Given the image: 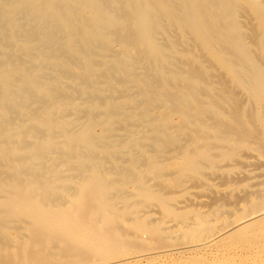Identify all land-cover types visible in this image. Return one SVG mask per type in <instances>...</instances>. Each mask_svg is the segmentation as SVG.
<instances>
[{"label":"rangeland","instance_id":"1","mask_svg":"<svg viewBox=\"0 0 264 264\" xmlns=\"http://www.w3.org/2000/svg\"><path fill=\"white\" fill-rule=\"evenodd\" d=\"M123 1L0 0V22H2L0 23V126H2L0 127V163L3 165L0 166V175L3 174L0 177V210L2 211L0 212V240H2L0 243V263L264 264V217L259 218L262 220L254 221L256 220L254 219L251 220L252 222L249 221L239 225L243 217L252 214L258 208H264V198L261 197L264 196V183L261 184L264 182V176H261L264 175V167L262 166L264 165L262 164L264 163V95L256 91L257 87H264V26H261L264 24V19L261 20V18H264V1ZM121 2L122 4L125 3V6ZM160 6L161 10L158 8ZM101 7L104 10H101ZM98 9L106 15L104 13L100 15ZM124 11L127 12V15L124 14ZM171 14H175V17ZM259 16L260 18H258ZM185 22L190 26L186 25ZM186 26L188 27L186 28ZM6 27L7 29H5ZM193 28L194 30H192ZM188 29L192 30L193 34ZM56 32L61 35L59 36ZM199 33L202 36H198ZM131 35L133 38H131ZM196 35L200 40L199 42ZM70 36L72 37L70 38ZM202 37L205 39L204 41ZM121 38L122 40H120ZM182 40L183 42H181ZM193 41H195V44ZM206 49L210 51L208 52L211 53L210 55ZM211 49L214 53L211 52ZM192 50L194 52H191ZM217 55L221 58L217 59ZM214 57L216 59L213 60ZM64 58L66 59L64 60ZM134 65L145 66L152 72L151 77L153 79L158 78L161 91L156 102L148 103L149 95L145 93L144 96V93L134 87L131 77ZM227 67L230 69H226ZM161 75L162 77H160ZM237 81L240 84H236ZM253 87L255 90L252 89ZM147 91L148 93L149 91L154 93L155 89L148 86ZM164 91L167 93L165 94ZM230 92H232V96L234 95V99H232ZM135 101L138 104L141 103V105H138ZM172 101L188 104L187 111L190 110L192 116H194L193 118H197V121L191 118V122L184 124L182 121L164 119L168 113L173 112L175 109L172 106ZM234 105L235 109L233 108ZM139 108L143 109L140 110ZM14 109L15 111H13ZM257 110L260 111V115ZM157 111H159L158 114ZM199 112L200 115H198ZM80 113H82V116ZM10 115L12 116L10 117ZM163 116L165 117L162 118ZM257 117L260 120H257ZM177 119H181V115H178ZM202 120L205 126L202 125ZM86 121L88 124H85ZM209 122L211 125H208ZM258 122L259 124H257ZM83 124L87 126V129ZM5 129L7 130L5 131ZM78 129L80 130L77 133ZM122 134L125 135L120 136ZM256 136L257 139H254ZM195 138L197 141H195ZM25 140L26 142H24ZM251 142L254 143L251 144ZM20 144L25 145L21 146ZM193 146L194 148H192ZM251 154L254 157L256 156L257 159L250 158ZM192 155L195 156L193 161ZM242 161L252 162L253 167L252 165L249 167L244 166ZM239 162H241V167H239ZM255 163L261 167L258 165V167H255ZM131 166L134 167L132 171ZM225 166L229 167L226 168ZM3 172L9 175H4ZM132 172L138 175L135 173L132 175ZM141 173L144 174L143 177L140 176ZM231 174H234V176ZM254 174H258L261 178L254 176ZM176 175L177 177H175ZM247 176V181L241 179H245ZM232 178H236V180L240 178L244 182H239L240 179L233 182ZM194 184H199L197 185L199 188H196ZM254 184L257 185L252 188ZM259 185L260 187H258ZM121 186H124V189L119 188ZM128 188L129 191L134 190L136 194H133V191L129 192ZM179 188H183L184 191L176 192ZM217 188L219 189L218 195ZM167 190L168 193H165ZM197 191L198 194H196ZM200 191H202L204 197ZM228 194H230V197H228ZM237 194L238 196H236ZM201 196L202 198H200ZM42 198L44 200H41ZM237 198L242 201L237 203ZM243 198L246 199L245 203H243ZM158 205L161 206V209ZM186 205H188V208ZM210 205L212 208L209 207ZM71 219L72 221H69ZM225 232H228V234L226 235ZM216 243L220 244L215 245ZM203 246L207 249H202ZM177 250L185 254H181ZM69 253L70 256L72 255L71 257ZM160 253L166 256L164 257ZM148 257H151V259ZM128 261L132 262L128 263ZM135 261L136 263H133Z\"/></svg>","mask_w":264,"mask_h":264},{"label":"bare ground","instance_id":"2","mask_svg":"<svg viewBox=\"0 0 264 264\" xmlns=\"http://www.w3.org/2000/svg\"><path fill=\"white\" fill-rule=\"evenodd\" d=\"M100 1V0H99ZM102 1V0H101ZM119 1V0H118ZM130 1V0H129ZM133 1V0H132ZM191 1V0H190ZM193 1V0H192ZM216 1V0H215ZM264 1V0H263ZM109 2V1H108ZM111 2V1H110ZM122 2H124L123 0H122ZM122 2H121V4H122ZM138 2V1H137ZM146 2V1H145ZM173 2H175V1H173ZM217 2V1H216ZM245 2V1H244ZM11 3V2H10ZM74 3V2H73ZM107 3V2H106ZM118 3H120V2H118ZM102 4H104V3H102ZM108 4V3H107ZM106 4V5H107ZM125 4V3H124ZM124 4H122V5H124ZM129 4H131V3H129ZM179 4H181V3H179ZM248 4V3H247ZM85 5V4H84ZM132 5V4H131ZM163 5V4H162ZM194 5V4H193ZM240 5V4H239ZM104 6V5H103ZM125 6V5H124ZM153 6H155V5H153ZM200 6V5H199ZM206 6V5H205ZM249 7H250V5H248ZM73 7V6H72ZM109 7H110V4H109ZM112 7V6H111ZM130 7V6H129ZM143 7V6H142ZM174 7V6H173ZM193 7V6H192ZM212 7H213V5H212ZM241 7V6H240ZM102 9L101 10H104L103 9V7H101ZM105 8V7H104ZM121 8V7H120ZM124 8V7H123ZM126 8V7H125ZM146 8V7H145ZM159 9L161 8V6L160 7H158ZM252 10H253V8L252 7H250ZM28 9V8H27ZM63 9V8H62ZM110 9V8H109ZM142 9H144V8H142ZM162 9H163V7H162ZM165 10H166V8H164ZM179 9H180V7H179ZM22 10V9H21ZM65 10V9H64ZM70 10V9H69ZM161 10V9H160ZM194 10V9H193ZM201 10V9H200ZM203 10V9H202ZM62 11V10H61ZM115 11V10H114ZM135 11V10H134ZM195 11V10H194ZM71 12V11H70ZM78 12V11H77ZM98 12L100 13V15L101 14H103L104 12L103 11H99V9H98ZM105 12H106V9H105ZM110 12V11H109ZM118 12V11H117ZM151 12V11H150ZM1 13V12H0ZM123 13V12H122ZM152 13V12H151ZM190 13V12H189ZM195 13V12H194ZM234 13V12H233ZM251 13V12H250ZM29 14V13H28ZM55 14V13H54ZM62 14V13H61ZM72 14V13H71ZM105 14V13H104ZM108 14H110V13H108ZM124 14H126L127 15V12H125L124 11ZM155 14V13H154ZM182 14V13H181ZM206 14V13H205ZM208 14V13H207ZM212 14V13H211ZM256 14H257V12H256ZM19 15V14H18ZM70 15V14H69ZM99 15V16H100ZM106 15V14H105ZM172 15V14H171ZM175 14H173L172 16H174ZM193 15V14H192ZM203 15V14H202ZM75 16V15H74ZM85 16V15H84ZM119 16H121V15H119ZM164 16V15H163ZM217 16V15H216ZM69 17V16H68ZM86 17V16H85ZM155 17V16H154ZM171 17V16H170ZM175 17V16H174ZM194 17H196L195 15H194ZM247 17V16H246ZM23 18H24V16H23ZM22 18V19H23ZM172 18V17H171ZM184 18V17H183ZM188 18V17H187ZM217 18V17H216ZM227 18V17H226ZM230 18V17H229ZM258 18H260V16L258 17ZM2 19V18H1ZM20 19V18H19ZM75 19V18H74ZM80 19V18H79ZM126 19V18H125ZM162 19V18H161ZM192 19V18H191ZM211 19V18H210ZM220 19V18H219ZM264 18H261V20H263ZM81 20H82V18H81ZM87 20V19H86ZM155 20V19H154ZM176 20V19H175ZM196 20V19H195ZM197 20H198V18H197ZM211 20H213V19H211ZM218 20V19H217ZM16 21V20H15ZM20 21V20H19ZM22 21H24V20H22ZM75 21V20H74ZM84 21H85V19H84ZM88 21V20H87ZM124 21V20H123ZM129 21V20H128ZM177 21V20H176ZM180 21V20H179ZM257 21H259V20H257ZM62 22V21H61ZM163 22V21H162ZM167 22V21H166ZM198 22V21H197ZM261 22V21H260ZM259 22V23H260ZM0 23H2V22H0ZM33 23V22H32ZM164 23V22H163ZM183 23V22H182ZM181 23V24H182ZM191 23V22H190ZM256 23V22H255ZM55 24V23H54ZM58 24V23H57ZM81 24V23H80ZM131 24V23H130ZM157 24V23H156ZM185 24H186V22H185ZM188 24V23H187ZM186 24V25H187ZM26 25V24H25ZM63 25V24H62ZM65 25V24H64ZM133 25V24H132ZM164 25V24H163ZM189 25V24H188ZM197 25H198V23H197ZM235 25V24H234ZM241 25V24H240ZM6 26V25H5ZM20 26V25H19ZM38 26V25H37ZM58 26V25H57ZM190 26V25H189ZM261 26H264V24L263 25H261ZM49 27V26H48ZM54 27V26H53ZM73 27V26H72ZM99 27V26H98ZM154 27V26H153ZM163 27V26H162ZM168 27V26H167ZM188 26H186V28H187ZM192 27V26H191ZM190 27V28H191ZM203 27V26H202ZM23 28H24V24H23ZM33 28V27H32ZM88 28V27H87ZM95 28V27H94ZM135 28V27H134ZM151 28V27H150ZM155 28V27H154ZM177 28V27H176ZM5 29H7V27L5 28ZM14 29V28H13ZM26 29V28H25ZM24 29V30H25ZM73 29H75V28H73ZM106 29V28H105ZM108 29V28H107ZM15 30V29H14ZM50 30V29H49ZM48 30V31H49ZM78 30V29H77ZM110 30V29H109ZM132 30V29H131ZM130 30V33L132 32ZM165 30V29H164ZM188 30H190V29H188ZM192 30H194V28L192 29ZM192 30H190L191 32H192ZM6 31V30H5ZM11 31V30H10ZM76 31V30H75ZM104 31V30H103ZM117 31V30H116ZM170 31V30H169ZM179 31V30H178ZM202 31V30H201ZM214 31V30H213ZM247 31V30H246ZM9 32V31H8ZM28 32V31H27ZM64 32V31H63ZM114 32V31H113ZM153 32V31H152ZM171 32V31H170ZM190 32V33H191ZM222 32V31H221ZM248 32H249V30H248ZM259 32H261V31H259ZM43 33V32H42ZM50 33V32H49ZM75 33V32H74ZM93 33V32H92ZM91 33V34H92ZM117 33V32H116ZM128 33V32H127ZM126 33V34H127ZM180 33V32H179ZM203 34H204V31L202 32ZM257 33V32H256ZM37 34V33H36ZM56 34H58L57 32H56ZM63 34V33H62ZM109 34V33H108ZM113 34V33H112ZM118 34H119V30H118ZM121 34V33H120ZM129 34V33H128ZM136 34H138V33H136ZM174 34V33H173ZM181 34V33H180ZM191 34H193V32L191 33ZM196 34V33H195ZM223 34H225V33H223ZM263 34V33H262ZM7 35V34H6ZM27 35V34H26ZM32 35V34H31ZM45 35V34H44ZM59 35V34H58ZM61 35V34H60ZM59 35V36H60ZM70 35V34H69ZM95 35V34H94ZM135 35V34H134ZM169 35V34H168ZM200 35V33L198 34V36ZM211 35H212V33H211ZM247 35V34H246ZM16 36V35H15ZM29 36H30V34H29ZM33 36V35H32ZM48 36V35H47ZM53 36H55V35H53ZM65 36V35H64ZM78 36V35H77ZM85 36V35H84ZM95 36H97V35H95ZM117 36V35H116ZM119 36H121V35H119ZM132 36V35H131ZM152 36H154V35H152ZM161 36V35H160ZM165 36V35H164ZM186 36H188L187 34H186ZM185 36V37H186ZM198 36L196 35V37L198 38ZM200 36H202V35H200ZM227 36V35H226ZM10 37V36H9ZM17 37V36H16ZM35 37V36H34ZM43 37V36H42ZM72 36H70V38H71ZM91 37V36H90ZM98 37V36H97ZM118 37V36H117ZM117 37H116V39H117ZM175 37H176V35H175ZM203 37H204V35H203ZM203 37H202V39H203ZM235 37V36H234ZM26 38V37H25ZM31 38V37H30ZM52 38V37H51ZM120 38V37H119ZM123 38V37H122ZM122 38L120 39V40H122ZM131 38H133V36L131 37ZM206 38V37H205ZM240 38V37H239ZM0 39H1V37H0ZM69 39V38H68ZM68 39H67V41H68ZM173 39V38H172ZM191 39V38H190ZM201 39V38H200ZM202 39H201V41H202ZM250 39H252L251 37H250ZM29 40V39H28ZM33 40H34V38H33ZM37 40V39H36ZM57 40V39H56ZM59 40V39H58ZM57 40V41H58ZM81 40V39H80ZM89 40H91V39H89ZM119 40V39H118ZM128 40H130V38H128ZM171 40V39H170ZM174 40V39H173ZM176 40V39H175ZM191 40H193V39H191ZM205 39H203V41H204ZM54 41V40H53ZM117 41V40H116ZM200 40H199V38H198V42H199ZM224 41V40H223ZM60 42V41H59ZM100 42V41H99ZM106 42V41H105ZM138 42V41H137ZM173 42H175V41H173ZM181 42H183V40L181 41ZM194 42V44H195V41H193ZM192 42V43H193ZM226 42V41H225ZM4 43V42H3ZM31 43V42H30ZM33 43V42H32ZM35 43V42H34ZM70 43V42H69ZM75 43V42H74ZM81 43V42H80ZM97 43V42H96ZM115 43V42H114ZM155 43V42H154ZM176 43V42H175ZM186 43V42H185ZM200 43H202V42H200ZM207 43H208V40H207ZM248 43V42H247ZM76 44V43H75ZM74 44V45H75ZM90 44V43H89ZM98 44V43H97ZM124 44H125V42H124ZM173 44V43H172ZM181 45H182V43H180ZM204 44H206L205 42H204ZM222 44H224V43H222ZM229 44V43H228ZM1 45V44H0ZM47 45V44H46ZM62 45V44H61ZM78 45V44H77ZM82 45V44H81ZM95 45V44H94ZM127 45V44H126ZM185 45V44H184ZM203 45V44H202ZM209 45V44H208ZM239 45V44H238ZM243 45V44H242ZM251 45V44H250ZM13 46V45H12ZM54 46V45H53ZM73 46V45H72ZM84 46H85V44H84ZM96 46V45H95ZM123 46V45H122ZM189 46V45H188ZM198 46V45H197ZM210 46V45H209ZM254 46V45H253ZM252 46V47H253ZM14 47V46H13ZM78 47V46H77ZM107 47V46H106ZM121 47V46H120ZM174 47V46H173ZM177 47V46H176ZM179 47H181V46H179ZM193 47V46H192ZM201 47H203V46H201ZM230 47V46H229ZM256 47V46H255ZM7 48V47H6ZM15 48V47H14ZM45 48V47H44ZM59 48V47H58ZM73 48V47H72ZM92 48V47H91ZM94 48V47H93ZM104 48V47H103ZM139 48V47H138ZM199 48V47H198ZM207 48H209V47H207ZM218 48V47H217ZM226 48V47H225ZM243 48H245L244 46H243ZM76 49V48H75ZM86 49V48H85ZM123 49H124V47H123ZM133 49V48H132ZM142 49V48H141ZM182 49V48H181ZM192 49V48H191ZM219 49V48H218ZM250 49V48H249ZM23 50V49H22ZM65 50V49H64ZM80 50V49H79ZM99 50V49H98ZM102 50V49H101ZM147 50V49H146ZM161 50V49H160ZM201 50H203V49H201ZM212 50V49H211ZM243 50V49H242ZM43 51V50H42ZM52 51V50H51ZM54 51V50H53ZM94 51V50H93ZM144 51V50H143ZM154 51V50H153ZM198 51V50H197ZM199 51H200V48H199ZM206 51H207V49H206ZM251 51H253V50H251ZM251 51H250V53H251ZM256 51V50H255ZM70 52H71V50H70ZM121 52V51H120ZM148 52V51H147ZM155 52V51H154ZM189 52V51H188ZM191 52H194L193 50L191 51ZM208 52H210L209 50L207 51V53ZM212 53H214V51L212 50L211 51ZM218 52V51H217ZM259 52V51H258ZM4 53V52H3ZM55 53V52H54ZM97 53V52H96ZM143 53V52H142ZM200 53H202V52H200ZM199 53V54H200ZM205 53V52H204ZM246 54H247V52H245ZM254 53V52H253ZM260 53V52H259ZM34 54H36V53H34ZM67 54V53H66ZM141 54V53H140ZM176 54V53H175ZM174 54V55H175ZM209 55L211 54V53H208ZM236 54H237V52H236ZM239 54V53H238ZM8 55V54H7ZM30 55V54H29ZM109 55V54H108ZM116 55H118L117 53H116ZM115 55V56H116ZM137 55V54H136ZM192 55V54H191ZM216 55V54H215ZM243 55V54H242ZM250 55V54H249ZM248 55V56H249ZM47 56V55H46ZM54 56V55H53ZM59 56V55H58ZM105 56V55H104ZM167 56V55H166ZM205 56V55H204ZM219 55H217L216 57H217V59L219 58H221L220 56L218 57ZM238 56V55H237ZM254 56V55H253ZM49 57V56H48ZM72 57V56H71ZM86 57V56H85ZM99 57V56H98ZM117 57V56H116ZM174 57V56H173ZM187 57V56H186ZM209 57V56H208ZM211 57H212V55H211ZM230 57V56H229ZM233 57V56H232ZM259 57V56H258ZM17 58V57H16ZM30 58V57H29ZM56 58H57V56H56ZM178 58V57H177ZM207 58V57H206ZM7 59V58H6ZM14 59V58H13ZM59 59V58H58ZM57 59V60H58ZM66 58H64V60H65ZM112 59V58H111ZM116 59V58H115ZM123 59V58H122ZM122 59H120L121 61H122ZM150 59V58H149ZM203 59V58H202ZM210 59V58H209ZM214 59H216L215 57L213 58V60ZM264 59V58H263ZM50 60V59H49ZM117 60V59H116ZM119 60V61H120ZM162 60V59H161ZM206 60V59H205ZM222 60V59H221ZM259 60V59H258ZM260 60H261V58H260ZM259 60V61H260ZM8 61V60H7ZM12 61H14V60H12ZM11 61V62H12ZM75 61V60H74ZM113 61V60H112ZM187 61V60H186ZM202 61V60H201ZM236 61V60H235ZM249 61V60H248ZM257 61V60H256ZM255 61V62H256ZM262 61V60H261ZM39 62V61H38ZM81 62V61H80ZM98 62V61H97ZM127 62V61H126ZM130 62V61H129ZM184 62V61H183ZM221 62V61H220ZM238 62H239V60H238ZM103 63V62H102ZM111 63V62H110ZM109 63V64H110ZM149 63V62H148ZM159 63V62H158ZM187 63H188V61H187ZM186 63V64H187ZM190 63V62H189ZM223 63H225V62H223ZM237 63V62H236ZM26 64V63H25ZM66 64V63H65ZM82 64V63H81ZM139 64V63H138ZM179 64V63H178ZM215 64V63H214ZM222 64V63H221ZM232 64V63H231ZM248 64V63H247ZM16 65V64H15ZM41 65V64H40ZM67 65V64H66ZM161 65V64H160ZM159 65V66H160ZM169 65V64H168ZM242 65V64H241ZM17 66V65H16ZM16 66H15V68H16ZM100 66V65H99ZM178 66V65H177ZM198 66V65H197ZM223 66L224 67H226V65H224L223 64ZM227 66H229L228 64H227ZM255 66V65H254ZM261 66V65H260ZM9 67V66H8ZM37 67V66H36ZM50 67V66H49ZM57 67V66H56ZM63 67V66H62ZM67 67V66H66ZM96 67V66H95ZM161 67V66H160ZM210 67V66H209ZM211 67H212V64H211ZM214 67V66H213ZM229 67H231V66H229ZM229 67H227L226 69H228ZM58 68V67H57ZM61 68V67H60ZM99 68V67H98ZM152 68V67H151ZM188 68V67H187ZM193 68H195L194 66H193ZM206 68V67H205ZM248 68V67H247ZM3 69V68H2ZM20 69V68H19ZM28 69V68H27ZM75 69V68H74ZM130 69V68H129ZM184 69V68H183ZM225 69V70H226ZM230 69V68H229ZM232 69V71H233V67L231 68ZM245 69V68H244ZM48 70V69H47ZM104 70V69H103ZM152 70V69H151ZM180 70V69H179ZM201 70V69H200ZM216 70V69H215ZM263 70V69H262ZM12 71H14V70H12ZM31 71V70H30ZM34 71V70H33ZM257 71H258V69H257ZM260 71V70H259ZM264 71V70H263ZM32 72V71H31ZM36 72V71H35ZM58 72V71H57ZM122 72V71H121ZM195 72H197V71H195ZM204 72V71H203ZM230 72V71H229ZM34 73V72H33ZM44 73V72H43ZM46 73V72H45ZM54 73V72H53ZM110 73H111V71H110ZM110 73H109V75H110ZM219 73V72H218ZM2 74V73H1ZM37 74V73H36ZM36 74H34V75H36ZM106 74V73H105ZM151 74H152V72H150L149 71V69L148 68H145V66H142V65H134L133 66V69H132V72H131V77H132V82H133V84L135 85L134 87L135 88H138V90H140V92H142V93H144V96H145V93L146 94H148L149 95V99H148V103H154V102H156V100H157V98H159V96H160V91H161V86L159 85V82H158V78L155 80V79H153L152 77H151ZM211 74V73H210ZM239 74V73H238ZM257 74V73H256ZM260 74H262V73H260ZM31 75H33V74H31ZM85 75V74H84ZM98 75V74H97ZM129 75V74H128ZM244 75V74H243ZM249 75V74H248ZM251 75V74H250ZM14 76V75H13ZM60 76V75H59ZM87 76V75H86ZM111 76V75H110ZM182 76V75H181ZM186 76V75H185ZM204 76V75H203ZM212 76V75H211ZM228 76V75H227ZM234 76H235V74H234ZM233 76V77H234ZM23 77V76H22ZM36 77V76H35ZM40 77V76H39ZM94 77V76H93ZM107 77H109V76H107ZM160 77H162V75L160 76ZM188 77V76H187ZM220 77V76H219ZM230 77V76H229ZM13 78V77H12ZM32 78V77H31ZM44 78V77H43ZM62 78V77H61ZM84 78V77H83ZM96 78V77H95ZM189 78H191V77H189ZM235 78V77H234ZM242 78V77H241ZM263 78H264V76H263ZM41 79V78H40ZM47 79H49V78H47ZM103 79V78H102ZM111 79V78H110ZM125 79V78H124ZM129 79V78H128ZM225 79V78H224ZM230 79V78H229ZM58 80V79H57ZM77 80V79H76ZM105 80H107V79H105ZM161 80H163V78H161ZM168 80V79H167ZM179 80V79H178ZM177 80V81H178ZM208 80V79H207ZM211 80V79H210ZM227 80V79H226ZM231 80V79H230ZM246 80V79H245ZM255 80V79H254ZM22 81V80H21ZM37 81V80H36ZM74 81V80H73ZM96 81V80H95ZM98 81V80H97ZM114 81V80H113ZM235 81H236V79H235ZM8 82V81H7ZM16 82V81H15ZM40 82V81H39ZM64 82V81H63ZM81 82V81H80ZM184 82V81H183ZM182 82V83H183ZM215 82V81H214ZM224 82H226V81H224ZM223 82V83H224ZM71 83H74V82H71ZM79 83V82H78ZM97 83V82H96ZM112 83V82H111ZM117 83V82H116ZM162 83V82H161ZM192 83V82H191ZM232 83V82H231ZM236 83V82H235ZM256 83V82H255ZM58 84V83H57ZM100 84V83H99ZM98 84V86H100ZM132 84V85H133ZM174 84V83H173ZM187 84V83H186ZM236 84H240V83H238V81H237V83ZM249 84V83H248ZM83 85V84H82ZM199 85V84H198ZM253 85V84H252ZM256 85H258V84H256ZM13 86V85H12ZM53 86V85H52ZM58 86V85H57ZM56 86V87H57ZM97 86V85H96ZM148 86H152L153 87V89H155V92L153 93H151L150 91H149V93H148V91H147V89H148ZM194 86V85H193ZM208 86V85H207ZM211 86V85H210ZM220 86H221V84H220ZM237 86V85H236ZM249 86V85H248ZM259 86V85H258ZM18 87V86H17ZM20 87V86H19ZM65 87V86H64ZM79 87V86H78ZM82 87H84V86H82ZM111 87V86H110ZM177 87H178V85H177ZM176 87V88H177ZM185 87V86H184ZM230 87V86H229ZM255 87V86H254ZM254 87L252 88V89H254ZM7 88V87H6ZM61 88V87H60ZM86 88V87H85ZM95 88V87H94ZM118 88V87H117ZM125 88V87H124ZM228 88V87H227ZM258 89L256 90V91H258L261 95H264V87L262 86V87H257ZM8 89V88H7ZM26 89V88H25ZM63 89H65V88H63ZM76 89H77V87H76ZM172 89V88H171ZM198 89H200V88H198ZM224 89V88H223ZM225 89H226V87H225ZM242 89V88H241ZM240 89V90H241ZM251 89V90H252ZM13 90V89H12ZM108 90V89H107ZM151 90V89H150ZM163 90V89H162ZM166 90V89H165ZM168 90H169V88H168ZM201 90V89H200ZM228 90H229V88H228ZM233 90V89H232ZM255 90V89H254ZM51 91V90H50ZM104 91V90H103ZM114 91V90H113ZM120 91V90H119ZM127 91V90H126ZM194 91V90H193ZM196 91H197V89H196ZM208 91V90H207ZM214 91V90H213ZM53 92V91H52ZM59 92V91H58ZM81 92V91H80ZM132 92H133V90H132ZM181 92H182V90H181ZM215 92V91H214ZM219 92V91H218ZM240 92V91H239ZM12 93V92H11ZM32 93V92H31ZM35 93V92H34ZM55 93V92H54ZM90 93V92H89ZM164 93H165V91H164ZM167 93V92H166ZM165 93V94H166ZM209 93V92H208ZM229 93V92H228ZM231 93L232 92H230V95H231ZM253 93H255L254 91H253ZM12 94H14V93H12ZM11 94V95H12ZM71 94V93H70ZM88 94V93H87ZM131 94V93H130ZM140 94V93H139ZM218 94V93H217ZM255 94H257V93H255ZM259 94V95H260ZM91 95V94H90ZM99 95V94H98ZM97 95V96H98ZM190 95H191V93H190ZM198 95V94H197ZM212 95V94H211ZM226 95V94H225ZM13 96V95H12ZM64 96V95H63ZM82 96V95H81ZM94 96V95H93ZM164 96V95H163ZM189 96V95H188ZM194 96V95H193ZM222 96V95H221ZM229 96V95H228ZM232 96V95H231ZM234 96V95H233ZM232 96V97H233ZM251 96V95H250ZM256 96V95H255ZM23 97V96H22ZM95 97V96H94ZM102 97V96H101ZM100 97V98H101ZM105 97V96H104ZM114 97H116V96H114ZM120 97V96H119ZM186 97V96H185ZM198 97V96H197ZM196 97V98H197ZM237 97V96H236ZM246 97V96H245ZM14 98H15V96H14ZM14 98H13V100H14ZM31 98H33V97H31ZM54 98V97H53ZM190 98V97H189ZM203 98V97H202ZM201 98V99H202ZM206 98V97H205ZM229 98H231V97H229ZM83 99V98H82ZM133 99V98H132ZM194 99V98H193ZM232 99H234V97L232 98ZM240 99V98H239ZM246 99V98H245ZM256 99H258V98H256ZM255 99V101H257ZM264 99V98H263ZM46 100V99H45ZM75 100H76V98H75ZM138 100V99H137ZM252 100V99H251ZM20 101V100H19ZM27 101V100H26ZM66 101V100H65ZM114 101V100H113ZM165 101V100H164ZM168 101V100H167ZM207 101V100H206ZM232 101V100H231ZM136 102V101H135ZM198 102V101H197ZM196 102V103H197ZM19 103V102H18ZM24 103V102H23ZM22 103V104H23ZM30 103H32V102H30ZM74 103V102H73ZM79 103V102H78ZM84 103V102H83ZM137 103V102H136ZM206 103V102H205ZM215 103V102H214ZM257 103H259L258 101H257ZM26 104V103H25ZM80 104V103H79ZM106 104V103H105ZM138 104V103H137ZM161 104V103H160ZM163 104V103H162ZM166 104V103H165ZM172 106H174V111L173 112H171V113H168L167 114V116L165 117V116H163L162 118H164V119H168V120H170V121H179V122H181L182 121V123H184V124H186V123H188V122H191V118H193L194 116H192V114H191V111L189 112V111H187V108L189 107V105L188 104H185V103H182V102H174V101H172ZM193 104V103H192ZM24 105V104H23ZM67 105H69V104H67ZM73 105V104H72ZM71 105V106H72ZM76 105V104H75ZM129 105V104H128ZM138 105H141V103L140 104H138ZM171 105V104H170ZM169 105V106H170ZM188 105V106H187ZM194 105V104H193ZM231 105V104H230ZM243 105H245V104H243ZM254 105H257V104H254ZM46 106V105H45ZM64 106V105H63ZM77 106V105H76ZM130 106V105H129ZM146 106H148V105H146ZM145 106V107H146ZM151 106V105H150ZM149 106V107H150ZM155 106H157V105H155ZM206 106V105H205ZM113 107V106H112ZM119 107V106H118ZM149 107H147V108H149ZM197 107V106H196ZM211 107V106H210ZM235 107V105L233 106V108ZM37 108H39V107H37ZM76 108V107H75ZM110 108V107H109ZM120 108V107H119ZM136 108V107H135ZM144 108V107H143ZM142 108V109H143ZM152 108V107H151ZM202 108V107H201ZM237 108V107H236ZM258 108V107H257ZM263 108V107H262ZM49 109V108H48ZM56 109H58V108H56ZM112 109V108H111ZM140 109V108H139ZM142 109H140V110H142ZM154 109V108H153ZM215 109V108H214ZM235 109V108H234ZM238 109V108H237ZM245 109V108H244ZM243 109V110H244ZM69 110H70V108H69ZM78 110V109H77ZM164 110V109H163ZM199 110V109H198ZM263 110V109H262ZM13 111H15V109L13 110ZM29 111V110H28ZM41 111V110H40ZM39 111V112H40ZM71 111V110H70ZM121 111V110H120ZM160 111V110H159ZM159 111H157V114H158V112ZM201 111V110H200ZM216 111V110H215ZM248 111V110H247ZM253 111V110H252ZM258 111V110H257ZM7 112V111H6ZM61 112V111H60ZM82 112V111H81ZM89 112V111H88ZM162 113H164L163 111H161ZM160 112V113H161ZM260 111H258V114L260 115V113H259ZM101 113V112H100ZM99 113V114H100ZM130 113V112H129ZM137 113V112H136ZM135 113V114H136ZM162 113H161V116H162ZM166 113V112H165ZM196 113V112H195ZM252 113V112H251ZM5 114V113H4ZM9 114V113H8ZM45 114V113H44ZM67 114H70V113H67ZM82 113H80V115H81ZM201 113L199 112L198 113V115H200ZM221 114V113H220ZM219 114V115H220ZM247 114V113H246ZM12 115H14V114H12ZM12 115H10V117L12 116ZM31 115V114H30ZM84 115V114H83ZM108 115V114H107ZM110 115V114H109ZM152 115V114H151ZM154 115H155V113H154ZM178 115H181V119H177V116ZM218 115V116H219ZM259 115H257V116H259ZM24 116V115H23ZM32 116V115H31ZM75 116H77V115H75ZM82 116V115H81ZM112 116V115H111ZM129 116V115H128ZM132 116V115H131ZM147 116H149V115H147ZM209 116V115H208ZM214 116V115H213ZM239 116V115H238ZM241 116V115H240ZM64 117H66V116H64ZM63 117V118H64ZM80 117V116H79ZM88 117V116H87ZM104 117V116H103ZM114 117V116H113ZM242 117H243V115H242ZM260 117V116H259ZM259 117H257L258 119L257 120H260L259 119ZM30 118V117H29ZM40 118V117H39ZM47 118V117H46ZM54 118V117H53ZM61 118H62V116H61ZM69 118V117H68ZM122 118V117H121ZM201 118H202V116H201ZM233 118V117H232ZM247 118V117H246ZM55 119V118H54ZM73 119H74V117H73ZM88 119V118H87ZM99 119V118H98ZM144 119H146V118H144ZM160 119V118H159ZM183 119V120H182ZM194 119V118H193ZM196 119V121H197V118H195ZM194 119V120H195ZM207 119V118H206ZM231 119V118H230ZM22 120V119H21ZM76 120H78V119H76ZM137 120V119H136ZM148 120V119H147ZM200 120V119H199ZM243 120V119H242ZM41 121V120H40ZM61 121V120H60ZM65 121V120H64ZM79 121V120H78ZM81 121H82V119H81ZM104 121V120H103ZM163 121V120H162ZM209 121V120H208ZM4 122V121H3ZM7 122V121H6ZM48 122V121H47ZM91 122H92V120H91ZM102 122V121H101ZM105 122V121H104ZM114 122V121H113ZM112 122V123H113ZM116 122V121H115ZM129 122H130V120H129ZM166 122V121H165ZM168 122V121H167ZM200 122V121H199ZM203 122V120L201 121V123ZM207 122V121H206ZM219 122H220V120H219ZM12 123V122H11ZM161 123V122H160ZM210 123V122H209ZM5 124V123H4ZM7 124H8V122H7ZM65 124V123H64ZM67 124V123H66ZM72 124V123H71ZM85 124H88L87 123V121H86V123ZM85 124H83V125H85ZM96 124V123H95ZM102 124V123H101ZM131 124V123H130ZM143 124V123H142ZM153 124V123H152ZM166 124V123H165ZM193 124H194V122H193ZM207 124V123H206ZM214 124H216V123H214ZM225 124V123H224ZM257 124H259V122L257 123ZM261 124V123H260ZM263 124V123H262ZM2 125H3V123H2ZM8 125H10V124H8ZM18 125V124H17ZM23 125V124H22ZM90 125V124H89ZM105 125V124H104ZM116 125V124H115ZM150 125V124H149ZM195 125V124H194ZM202 125H203V123H202ZM202 125H201V127H202ZM208 125H211V123L210 124H208ZM231 125V124H230ZM86 126V125H85ZM99 126V125H98ZM144 126H146L145 124H144ZM203 126H205V125H203ZM233 126V125H232ZM252 126V125H251ZM263 126H264V124H263ZM0 127H2V126H0ZM5 127V126H4ZM11 127V126H10ZM26 127V126H25ZM33 127V126H32ZM46 127V126H45ZM74 127V126H73ZM79 127V126H78ZM101 127V126H100ZM115 127H117V126H115ZM120 127V126H119ZM150 127V126H149ZM155 127V126H154ZM187 127V126H186ZM219 127V126H218ZM238 127V126H237ZM243 127V126H242ZM262 127V126H261ZM75 128V127H74ZM73 128V129H74ZM83 128V127H82ZM85 128V127H84ZM83 128V129H84ZM132 128V127H131ZM207 128V127H206ZM239 128V127H238ZM241 128V127H240ZM4 129V128H3ZM28 129V128H27ZM46 129V128H45ZM82 129V130H83ZM86 129H87V126H86ZM116 129V128H115ZM142 129V128H141ZM155 129V128H154ZM198 129V128H197ZM211 129H212V127H211ZM221 129V128H220ZM261 129V128H260ZM7 129H5V131H6ZM31 130V129H30ZM32 130H33V128H32ZM38 131H39V129H37ZM47 130V129H46ZM54 130V129H53ZM80 129H78L77 130V133H78V131H79ZM92 130V129H91ZM105 130V129H104ZM204 130V129H203ZM213 130V129H212ZM246 130V129H245ZM255 130V129H254ZM2 131V130H1ZM37 131V132H38ZM55 131V130H54ZM66 131V130H65ZM68 132H71V131H69V130H67ZM74 131V130H73ZM85 131V130H84ZM93 131V130H92ZM95 131V130H94ZM129 131V130H128ZM140 131V130H139ZM146 131V130H145ZM177 131V130H176ZM195 131H196V129H195ZM197 131H202V130H197ZM206 131V130H205ZM239 131V130H238ZM241 131V130H240ZM239 131V132H240ZM35 132V131H34ZM42 132V131H41ZM80 132H82V131H80ZM79 132V133H80ZM117 132V131H116ZM121 132V131H120ZM189 132V131H188ZM218 132V131H217ZM43 133V132H42ZM45 133V132H44ZM50 133V132H49ZM54 133V132H53ZM72 133V132H71ZM99 133V132H98ZM100 133H101V131H100ZM132 133V132H131ZM182 133V132H181ZM2 134H3V131H2ZM7 134V133H6ZM10 134H12V133H10ZM17 134H20V133H17ZM30 134V133H29ZM41 134V133H40ZM60 134H62V133H60ZM68 134V133H67ZM70 134V133H69ZM68 134V135H69ZM106 134V133H105ZM109 134H110V132H109ZM126 134V133H125ZM125 134H122V135H120V136H123V135H125ZM149 134V133H148ZM180 134V133H179ZM178 134V135H179ZM190 134V133H189ZM212 134H213V132H212ZM211 134V135H212ZM222 134V133H221ZM239 134V133H238ZM256 134V133H255ZM22 135V134H21ZM115 135V134H114ZM118 135V134H117ZM128 135V134H127ZM152 135V134H151ZM156 135V134H155ZM185 135V134H184ZM191 135H192V132H191ZM62 136V135H61ZM60 136V137H61ZM64 136V135H63ZM77 136H78V134H77ZM110 136V135H109ZM132 136V135H131ZM153 136V135H152ZM161 136V135H160ZM173 136V135H172ZM198 136H199V133H198ZM202 136V135H201ZM213 136V135H212ZM227 136V135H226ZM235 136V135H234ZM237 136V135H236ZM259 136V135H258ZM11 137V136H10ZM25 137V136H24ZM41 137V136H40ZM50 137H51V135H50ZM53 137V136H52ZM56 137V136H55ZM66 137V136H65ZM106 137H107V135H106ZM141 137V136H140ZM143 137V136H142ZM156 137V136H155ZM18 138V137H17ZM26 138V137H25ZM24 138V139H25ZM35 138H37L36 136H35ZM92 138H93V136H92ZM131 138V137H130ZM239 138V137H238ZM241 138V137H240ZM243 138V137H242ZM257 139V136L256 137H254V139ZM53 139V138H52ZM56 139V138H55ZM61 139V138H60ZM114 139V138H113ZM127 139V138H126ZM173 139V138H172ZM196 139V138H195ZM219 139V138H218ZM235 139V138H234ZM249 139V138H248ZM247 139V140H248ZM19 140V139H18ZM54 140V139H53ZM120 140V139H119ZM124 140V139H123ZM138 140V139H137ZM162 140H164V139H162ZM174 140V139H173ZM200 140V139H199ZM214 140H216V139H214ZM219 140H221V139H219ZM244 140V139H243ZM263 140V139H262ZM52 141V140H51ZM69 141V140H68ZM128 141V140H127ZM136 141V140H135ZM142 141V140H141ZM146 141V140H145ZM166 141H168V140H166ZM172 141V140H171ZM195 141H197V139L195 140ZM24 142H26V140L24 141ZM28 142V141H27ZM94 142V141H93ZM113 142V141H112ZM144 142V141H143ZM177 142H178V140H177ZM199 142V141H198ZM5 143V142H4ZM13 143V142H12ZM23 143V142H22ZM39 143V142H38ZM64 143V142H63ZM105 143V142H104ZM114 143V142H113ZM138 143V142H137ZM150 143V142H149ZM174 143V142H173ZM193 143V142H192ZM252 143H254V142H251V144ZM2 144V143H1ZM7 144V143H6ZM120 144V143H119ZM172 144V143H171ZM175 144V143H174ZM199 144V143H198ZM202 144V143H201ZM205 144V143H204ZM212 144H214V143H212ZM13 145V144H12ZM15 145H17V144H15ZM21 145V144H20ZM25 145V144H24ZM24 145H21V146H24ZM43 145V144H42ZM109 145V144H108ZM154 145V144H153ZM168 145V144H167ZM191 145V144H190ZM216 145V144H215ZM14 146V145H13ZM18 146V145H17ZM32 146V145H31ZM98 146V145H97ZM96 146V147H97ZM119 146V145H118ZM120 146H122V145H120ZM132 146V145H131ZM180 146V145H179ZM195 146V145H194ZM194 146L192 147V148H194ZM263 146V145H262ZM26 147V146H25ZM36 147V146H35ZM40 147V146H39ZM73 147V146H72ZM80 147V146H79ZM104 147V146H103ZM113 147V146H112ZM163 147H165V146H163ZM171 147V146H170ZM196 147V146H195ZM206 147V146H205ZM209 147V146H208ZM224 147V146H223ZM23 149H24V147H22ZM22 148H21V150H22ZM37 148V147H36ZM107 148H108V146H107ZM110 148V147H109ZM155 148V147H154ZM162 148V147H161ZM9 149V148H8ZM74 149V148H73ZM80 149V148H79ZM124 149V148H123ZM134 149V148H133ZM160 149V148H159ZM158 149V150H159ZM197 149V148H196ZM206 149V148H205ZM230 149V148H229ZM40 150H42V149H40ZM45 150V149H44ZM59 150V149H58ZM131 150V149H130ZM147 150V149H146ZM149 150V149H148ZM214 150V149H213ZM224 150H226V149H224ZM249 150V149H248ZM253 150V149H252ZM184 151H186V150H184ZM204 151V150H203ZM207 151V150H206ZM239 151V150H238ZM254 151V150H253ZM259 151V150H258ZM69 152V151H68ZM125 152H127V151H125ZM129 152V151H128ZM131 152V151H130ZM141 152V151H140ZM139 152V153H140ZM245 152H249V151H245ZM63 153V152H62ZM84 153V152H83ZM89 153V152H88ZM93 153V152H92ZM141 153H143V152H141ZM161 153V152H160ZM184 153V152H183ZM182 153V154H183ZM188 153V152H187ZM186 153V154H187ZM37 154V153H36ZM47 154V153H46ZM72 154V153H71ZM94 154V153H93ZM150 154V153H149ZM197 154H199V153H197ZM39 155V154H38ZM97 155V154H96ZM130 155V154H129ZM145 155V154H144ZM163 155V154H162ZM161 155V156H162ZM164 155H166L165 153H164ZM201 155V154H200ZM206 155V154H205ZM215 155V154H214ZM216 155H218V154H216ZM229 155V154H228ZM252 155V154H251ZM249 156L250 158H252V157H254V155H252V156ZM46 156V155H45ZM44 156V157H45ZM48 156H51V155H48ZM83 156H84V154H83ZM82 156V157H83ZM92 156V155H91ZM132 156V155H131ZM151 156V155H150ZM242 156V155H241ZM246 156H247V154H246ZM105 157V156H104ZM116 157V156H115ZM118 157V156H117ZM171 157V156H170ZM193 157H195V156H193L192 155V161H193ZM223 157V156H222ZM23 158V157H22ZM26 158V157H25ZM51 158V157H50ZM136 158V157H135ZM139 158V157H138ZM154 158V157H153ZM167 158V157H166ZM254 158H256L257 159V157L255 156ZM31 159V158H30ZM40 159V158H39ZM44 159V158H43ZM53 159V158H52ZM79 159V158H78ZM102 159V158H101ZM114 159V158H113ZM119 159V158H118ZM122 159V158H121ZM127 159V158H126ZM128 159H129V156H128ZM189 159V158H188ZM191 159V158H190ZM217 159V158H216ZM220 159V158H219ZM239 159V158H238ZM241 159V158H240ZM243 159V158H242ZM18 160H20V159H18ZM25 160V159H24ZM27 160V159H26ZM29 160V159H28ZM93 160V159H92ZM252 160H254V159H252ZM14 161V160H13ZM49 161V160H48ZM102 161V160H101ZM124 161V160H123ZM134 161V160H133ZM132 161V162H133ZM210 161V160H209ZM236 161V160H235ZM259 161V160H258ZM11 162V161H10ZM17 162V161H16ZM42 163H43V161H41ZM127 162V161H126ZM150 162V161H149ZM157 162V161H156ZM182 162V161H181ZM196 162V161H195ZM205 162V161H204ZM41 163V164H42ZM49 163V162H48ZM122 163V162H121ZM179 163V162H178ZM240 163L241 162H239V167H241L240 166ZM2 163H0V166H3V165H1ZM45 164V163H44ZM57 164V163H56ZM55 164V165H56ZM77 164V163H76ZM84 164V163H83ZM99 164V163H98ZM131 164V163H130ZM133 164H134V162H133ZM183 164V163H182ZM196 164V163H195ZM198 164V163H197ZM226 164V163H225ZM227 164H229V163H227ZM232 164V163H231ZM230 164V165H231ZM242 164L244 165V166H246V167H249V166H251L252 165V167H253V163L252 162H250V161H242ZM241 164V165H242ZM262 164H264V163H262ZM46 165V164H45ZM65 165V164H64ZM100 166H101V164H99ZM105 165V164H104ZM136 165V164H135ZM159 165V164H158ZM171 165V164H170ZM177 165V164H176ZM186 165V164H185ZM190 165V164H189ZM204 165V164H203ZM213 165H215V164H213ZM218 165V164H217ZM255 167H258L259 165L257 164V163H255ZM258 165V166H257ZM9 166V165H8ZM35 166V165H34ZM40 166V165H39ZM94 166V165H93ZM163 166V165H162ZM198 166V165H197ZM200 166V165H199ZM206 166V165H205ZM221 166H224V165H221ZM231 166H233V165H231ZM244 166H242V167H244ZM263 167H264V165H262ZM5 167V166H4ZM7 167V166H6ZM66 167V166H65ZM90 167V166H89ZM123 167V166H122ZM136 167V166H135ZM141 167V166H140ZM210 167V166H209ZM226 167V166H225ZM229 166H227L226 168H228ZM259 167H261V166H259ZM80 168V167H79ZM121 168V167H120ZM123 168H125V167H123ZM132 168H134L133 166H131V171H132ZM137 168V167H136ZM225 168V169H226ZM30 169V168H29ZM82 169V168H81ZM93 169V168H92ZM104 169V168H103ZM127 169V168H126ZM147 169V168H146ZM178 169V168H177ZM209 169V168H208ZM224 169V168H223ZM243 169H245V168H243ZM260 169V168H259ZM258 169V170H259ZM21 170V169H20ZM46 170V169H45ZM62 170V169H61ZM86 170V169H85ZM109 170V169H108ZM107 170V171H108ZM118 170V169H117ZM116 170V171H117ZM122 170V169H121ZM135 170V169H134ZM141 170V169H140ZM140 170H138V172H140ZM171 170V169H170ZM180 170V169H179ZM189 170V169H188ZM26 171V170H25ZM33 171V170H32ZM102 171H104V170H102ZM110 171V170H109ZM144 171V170H143ZM184 171V170H183ZM216 171V170H215ZM257 171V170H256ZM51 172V171H50ZM98 172V171H97ZM135 172H136V170H135ZM135 172H132L131 174L133 175V173H135ZM171 172H173V171H171ZM185 172V171H184ZM250 172V171H249ZM2 173V172H1ZM4 173V175H6V174H8V173H6L5 174V172H3ZM30 173V172H29ZM36 173H37V171H36ZM49 173V172H48ZM67 173V172H66ZM87 173V172H86ZM100 173V172H99ZM110 173H111V171H110ZM124 173V172H123ZM169 173V172H168ZM214 173V172H213ZM218 173H220V172H218ZM217 173V174H218ZM241 173V172H240ZM47 174V173H46ZM58 174V173H57ZM102 174V173H101ZM113 174V173H112ZM136 174V173H135ZM144 174H145V172H144ZM144 174H140V176L141 177H143V175ZM186 174V173H185ZM216 174V173H215ZM216 174V175H217ZM243 174V173H242ZM241 174V175H242ZM3 174H1L0 175V177L2 176ZM9 175V174H8ZM21 175V174H20ZM36 175V174H35ZM43 175V174H42ZM68 175V174H67ZM66 175V176H67ZM86 175V174H85ZM91 175V174H90ZM103 175V174H102ZM115 175V174H114ZM124 175V174H123ZM136 175H138V174H136ZM147 175V174H146ZM145 175V176H146ZM163 175V174H162ZM198 175V174H197ZM232 175V174H231ZM238 175V174H237ZM59 176V175H58ZM72 176V175H71ZM108 176V175H107ZM110 176V175H109ZM108 176V177H109ZM117 176V175H116ZM160 176V175H159ZM191 176V175H190ZM222 176V175H221ZM232 176H234V174L232 175ZM236 176V175H235ZM238 176H240V175H238ZM246 176V175H245ZM254 176H256V177H260L261 178V176H264L263 174L261 175V176H259L258 174H254ZM31 177V176H30ZM45 177V176H44ZM62 177V176H61ZM91 177V176H90ZM128 177V176H127ZM132 177V176H131ZM161 177V176H160ZM175 177H177V175L175 176ZM174 177V178H175ZM219 177V176H218ZM7 178V177H6ZM35 178V177H34ZM52 178V177H51ZM54 178V177H53ZM156 178V177H155ZM179 178V177H178ZM214 178V177H213ZM229 178V177H228ZM231 178V177H230ZM248 176L247 177H245V179H243V178H241L242 180H244V181H247L248 179ZM14 179V178H13ZM41 179V178H40ZM58 179V178H57ZM74 179V178H73ZM126 179H128V178H126ZM129 179H131V178H129ZM141 179V178H140ZM182 179H185V178H182ZM208 179H210V178H208ZM215 179V178H214ZM240 179V178H239ZM239 179H237L236 180V178L234 179V178H232V180H233V182H235V181H238ZM240 179V180H241ZM5 180V179H4ZM8 180V179H7ZM11 180V179H10ZM34 180V179H33ZM67 180V179H66ZM76 180V179H75ZM135 180V179H134ZM138 180H139V178H138ZM145 180V179H144ZM143 180V181H144ZM172 180V179H171ZM171 180H170V182H171ZM191 180V179H190ZM227 180V179H226ZM225 180V181H226ZM231 180V179H230ZM235 180V181H234ZM239 180V182H244V181H240ZM249 180H251L250 178H249ZM6 181V180H5ZM5 181H3L4 183H5ZM16 181H17V179H16ZM15 181V182H16ZM27 181H28V179H27ZM60 181V180H59ZM85 181V180H84ZM121 181V180H120ZM142 181V182H143ZM169 181V180H168ZM197 181V180H196ZM221 181V180H220ZM14 182V181H13ZM18 182V181H17ZM16 182V183H17ZM26 182V181H25ZM29 182V181H28ZM111 182V181H110ZM129 182V181H128ZM145 182V181H144ZM162 182V181H161ZM164 182V181H163ZM169 182V183H170ZM194 182V181H193ZM198 182V181H197ZM211 183H212V181H210ZM232 182V183H233ZM52 183V182H51ZM113 183V182H112ZM131 183V182H130ZM139 183V182H138ZM165 183V182H164ZM195 183V182H194ZM228 183V182H227ZM230 183V182H229ZM238 183V182H237ZM264 182H262L261 184H263ZM19 184V183H18ZM24 184V183H23ZM43 184V183H42ZM176 184V183H175ZM193 184V183H192ZM205 184V183H204ZM207 184H209V183H207ZM257 184H260V183H257ZM257 184H254V186L252 187V188H254V187H256V185ZM45 185V184H44ZM110 185H111V183H110ZM113 185V184H112ZM118 185V184H117ZM135 185V184H134ZM133 185V186H134ZM168 185V184H167ZM177 185V184H176ZM195 186H196V188H199V186L197 187V185H199V184H194ZM201 185V184H200ZM211 185V184H210ZM215 185V184H214ZM220 185V184H219ZM224 185V184H223ZM22 186V185H21ZM93 186V185H92ZM109 186V185H108ZM127 186V185H126ZM140 186V185H139ZM142 186L144 187V185H143V183H142ZM170 186V185H169ZM204 186V185H203ZM225 186V185H224ZM223 186V187H224ZM58 187V186H57ZM63 187V186H62ZM136 187H138L137 185H136ZM147 187H149V186H147ZM191 187V186H190ZM201 187V186H200ZM258 187H260V185L258 186ZM55 188H56V186H55ZM74 188V187H73ZM119 188H123L124 189V186L122 187H119ZM131 188L133 189V187L131 186ZM185 188V187H184ZM193 188V187H192ZM205 188V187H204ZM96 189V188H95ZM146 189V188H145ZM174 189V188H173ZM194 189H195V187H194ZM214 189V188H213ZM218 189V188H217ZM60 190V189H59ZM130 189L128 188V191H129ZM169 190V189H168ZM168 190L165 192V193H168ZM175 190V189H174ZM197 190V189H196ZM221 190H223V189H221ZM259 190V189H258ZM9 191H11V190H9ZM50 191V190H49ZM131 191H133V194L135 193V191L134 190H131ZM131 191H129V192H131ZM138 191L140 192V190L138 189ZM153 191V190H152ZM173 191V190H172ZM182 191H184V189L182 188V189H178L176 192H182ZM209 191V190H208ZM218 191H219V189L217 190V195H218ZM248 191V190H247ZM51 192V191H50ZM121 192V191H120ZM146 192V191H145ZM156 192V191H155ZM201 193H202V191H200ZM249 192V191H248ZM248 192H246L247 194H249ZM260 192V191H259ZM262 192V191H261ZM49 193V192H48ZM69 193V192H68ZM88 193H89V191H88ZM108 193V192H107ZM115 193V192H114ZM119 193V192H118ZM173 193V192H172ZM209 193V192H208ZM227 193V192H226ZM229 193H231V192H229ZM252 193V192H251ZM250 193V194H251ZM254 193V192H253ZM3 194V193H2ZM32 194V193H31ZM87 194V193H86ZM109 194V193H108ZM113 194V193H112ZM136 194V193H135ZM170 194V193H169ZM174 194V193H173ZM191 195H192V193H190ZM196 194H198V191L196 192ZM206 194V193H205ZM215 194V193H214ZM223 194V193H222ZM242 194V193H241ZM255 194V193H254ZM260 194V193H259ZM12 195V194H11ZM92 195V194H91ZM106 195V194H105ZM150 195V194H149ZM179 195V194H178ZM178 195H177V197H178ZM182 196H183V194H181ZM212 195V194H211ZM220 195H221V193H220ZM225 195V194H224ZM229 196L228 197H230V194H228ZM256 195V194H255ZM263 195V194H262ZM21 196H23V195H21ZM20 196V197H21ZM60 196V195H59ZM95 196V195H94ZM153 196V195H152ZM199 196V195H198ZM202 196L204 197V195H203V193H202ZM202 196L200 197V198H202ZM208 196V195H207ZM216 196V195H215ZM232 196V195H231ZM236 196H238V194L236 195ZM236 196H235V198H236ZM245 196H247V195H245ZM250 196V195H249ZM248 196V197H249ZM253 196V195H252ZM43 197H45V196H43ZM52 197V196H51ZM84 197H85V195H84ZM87 197V196H86ZM213 197V196H212ZM220 197V196H219ZM233 197V196H232ZM261 197H263L264 198V196H261ZM1 198V197H0ZM4 198H6V197H4ZM33 198V197H32ZM60 198H62V197H60ZM59 198V199H60ZM105 198V197H104ZM179 198H180V196H179ZM187 198V197H186ZM197 198V197H196ZM199 198V197H198ZM214 198H217V197H214ZM221 199H222V197H220ZM224 198V197H223ZM245 198V197H244ZM243 198V200H244V202L243 203H245V200L246 199H244ZM258 198H259V195H258ZM3 199V198H2ZM45 199H47V198H45ZM54 199V198H53ZM110 199V198H109ZM112 199V198H111ZM116 199H118V198H116ZM175 199H177V198H175ZM182 199H183V197H182ZM195 199V198H194ZM238 199H240V198H237V203H238V201H240V200H238ZM249 199V198H248ZM23 200V199H22ZM32 200V199H31ZM41 200H44L43 198L41 199ZM91 200V199H90ZM112 200H114V199H112ZM184 200V199H183ZM205 200V199H204ZM208 200V199H207ZM210 200V199H209ZM223 200V199H222ZM229 200H230V198H229ZM49 201V200H48ZM48 201H47V204H48ZM87 201H89L88 199H87ZM97 201V200H96ZM95 201V202H96ZM178 201V200H177ZM176 201V202H177ZM180 201V200H179ZM206 201V200H205ZM242 201V200H241ZM240 201V202H241ZM34 202V201H33ZM39 202V201H38ZM45 202V201H44ZM189 202V201H188ZM197 202V201H196ZM207 202V201H206ZM213 202V201H212ZM217 202V201H216ZM239 202V204H241ZM247 202V201H246ZM59 203V202H58ZM84 203V202H83ZM119 203V202H118ZM117 203V204H118ZM146 203V202H145ZM144 203V204H145ZM149 203V202H148ZM182 203V202H181ZM185 203H186V201H185ZM200 203H201V201H200ZM211 203V202H210ZM209 203V204H210ZM218 203V202H217ZM55 204V203H54ZM68 204H69V202H68ZM90 204V203H89ZM96 204V203H95ZM124 204V203H123ZM143 204V205H144ZM179 204V203H178ZM188 204V203H187ZM203 204V203H202ZM206 204V203H205ZM42 205V204H41ZM60 205V204H59ZM66 205V204H65ZM87 205V204H86ZM94 205V204H93ZM113 205H115V204H113ZM156 205V204H155ZM174 205V204H173ZM172 205V206H173ZM175 205H176V203H175ZM196 205V204H195ZM211 205H212V203H211ZM211 205L209 206V207H211ZM217 205V204H216ZM235 205H238V204H235ZM45 206H47V205H45ZM63 206V205H62ZM85 206V205H84ZM88 206V205H87ZM87 206H86V208H87ZM119 206V205H118ZM145 206V205H144ZM152 206H154V205H152ZM159 206V205H158ZM179 206H181V205H179ZM184 206V205H183ZM187 206V208H188V205H186ZM193 206V205H192ZM205 206V205H204ZM239 206V205H238ZM261 206V205H260ZM53 207V206H52ZM54 207H55V205H54ZM65 207V206H64ZM97 207V206H96ZM116 207H117V205H116ZM146 207H147V205H146ZM146 207H144V208H146ZM160 207V209H161V206H159ZM175 207V206H174ZM178 207V206H177ZM203 207V206H202ZM73 208V207H72ZM142 208V207H141ZM186 208V207H185ZM212 208V207H211ZM78 209V208H77ZM81 209V208H80ZM155 209V208H154ZM157 209V208H156ZM181 209V208H180ZM200 209V208H199ZM253 209H254V207H253ZM76 210V209H75ZM91 210V209H90ZM94 210V209H93ZM100 210V209H99ZM143 210V209H142ZM152 210V209H151ZM210 210V209H209ZM4 211V210H3ZM85 211V210H84ZM101 211V210H100ZM119 211V210H118ZM121 211V210H120ZM128 211V210H127ZM131 211H133V210H131ZM144 211V210H143ZM150 211V210H149ZM156 211V210H155ZM162 211V210H161ZM178 211H179V208H178ZM0 212H2L1 210H0ZM67 212V211H66ZM91 212V211H90ZM89 212V213H90ZM122 212V211H121ZM124 212H125V210H124ZM138 212V211H137ZM141 212V211H140ZM154 212V211H153ZM253 212V211H252ZM4 213V212H3ZM82 213V212H81ZM110 213V212H109ZM131 213V212H130ZM56 214V213H55ZM93 214V213H92ZM100 214V213H99ZM139 214V213H138ZM147 214V213H146ZM78 215V214H77ZM91 215V214H90ZM132 215V214H131ZM140 215V214H139ZM162 215H163V213H162ZM88 216V215H87ZM165 216V215H164ZM164 216H163V218H164ZM69 217H70V215H69ZM161 217V216H160ZM261 217H264V208H262V209H259L258 208V210L257 211H255V212H253L252 214H250V215H247L246 217H243L242 219H241V223H239V225H242V224H244V223H247V222H249V221H251V220H254V219H256V220H254V221H257V220H262V219H259V218H261ZM71 218H73V217H71ZM79 218V217H78ZM121 218V217H120ZM68 219V218H67ZM86 219V218H85ZM84 219V220H85ZM90 220V219H89ZM165 220V219H164ZM69 221H72V219L71 220H69ZM12 222V221H11ZM79 222V221H78ZM117 222V221H116ZM207 222V221H206ZM235 222H237V221H235ZM240 222V221H239ZM252 222V221H251ZM6 223V222H5ZM82 224V223H81ZM92 224V223H91ZM98 224H100V223H98ZM236 224V223H235ZM238 224V223H237ZM2 225V224H1ZM89 225V224H88ZM3 226V225H2ZM238 226V225H237ZM116 227V226H115ZM236 227V226H235ZM214 228V227H213ZM238 228V227H237ZM95 230V229H94ZM91 231H92V229H91ZM230 231V230H229ZM37 232V231H36ZM35 232V233H36ZM112 232V231H111ZM216 233V232H215ZM226 233V235L228 234V232H225ZM38 234H40V233H38ZM37 234V235H38ZM96 234V233H95ZM223 234V233H222ZM41 235H43V234H41ZM40 235V236H41ZM217 235V234H216ZM236 235V234H235ZM49 236V235H48ZM57 236V235H56ZM103 236H105L104 234H103ZM54 237V236H53ZM53 237H52V239H53ZM101 237V236H100ZM3 238V237H2ZM38 238V237H37ZM56 238H58V237H56ZM215 238V237H214ZM218 239V238H217ZM54 240H56V239H54ZM59 240V239H58ZM1 241L2 240H0V243H1ZM212 241V240H211ZM217 242V241H216ZM244 242V241H243ZM252 242V241H251ZM208 243V242H207ZM213 243V242H212ZM3 244V243H2ZM220 244V243H219ZM218 243H216L215 245H219ZM221 244H223V243H221ZM244 244V243H243ZM246 244H247V242H246ZM9 245V244H8ZM206 247V246H205ZM215 247V246H214ZM199 248V247H198ZM213 248V247H212ZM69 249V248H68ZM186 249V248H185ZM193 249H194V245H193ZM192 249V250H193ZM202 249H204V250H206L207 248H204V246H203V248ZM209 249V248H208ZM210 249H211V247H210ZM71 250V249H70ZM184 250V249H183ZM190 250H191V248H190ZM195 250H197V249H195ZM201 250V249H200ZM66 251V250H65ZM177 251H179V253H181L180 252V250H177ZM188 251V250H187ZM165 252H167V251H165ZM175 252V251H174ZM183 252V251H182ZM185 252V251H184ZM189 252V251H188ZM187 252V253H188ZM71 253V252H70ZM70 253H69V256H70ZM74 253V252H73ZM170 253V252H169ZM81 254V253H80ZM160 254H163V253H160ZM174 254V253H173ZM181 254H185V253H181ZM189 254V253H188ZM191 254V253H190ZM193 254V253H192ZM158 255V254H157ZM156 255V256H157ZM68 256V257H69ZM72 256V255H71ZM70 256V257H71ZM74 256V255H73ZM78 256V255H77ZM163 256H164V254H163ZM166 256V255H165ZM164 256V257H165ZM168 256V255H167ZM170 256V255H169ZM78 257H80V256H78ZM137 257V256H136ZM143 257H144V255H143ZM161 257V256H160ZM181 257V256H180ZM74 258H76V257H74ZM132 258V257H131ZM138 258V257H137ZM142 258V257H141ZM146 258V257H145ZM144 258V259H145ZM149 259H151V257H148ZM140 259V258H139ZM143 259V260H144ZM147 259V258H146ZM148 259V260H149ZM154 259V258H153ZM174 259V258H173ZM45 260V259H44ZM120 260V259H119ZM142 260V261H143ZM42 261V260H41ZM75 261V260H74ZM134 261V260H133ZM139 261V260H138ZM73 262V261H72ZM71 262V263H72ZM129 262H132V261H128V263ZM3 263V262H2ZM59 263H61V262H59ZM133 263H136V261L135 262H133ZM1 264V263H0ZM5 264H6V262H5ZM110 264V263H109ZM112 264V263H111ZM114 264H116V263H114Z\"/></svg>","mask_w":264,"mask_h":264}]
</instances>
